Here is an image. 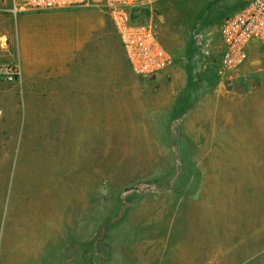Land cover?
I'll use <instances>...</instances> for the list:
<instances>
[{
  "label": "rangeland",
  "instance_id": "374dc122",
  "mask_svg": "<svg viewBox=\"0 0 264 264\" xmlns=\"http://www.w3.org/2000/svg\"><path fill=\"white\" fill-rule=\"evenodd\" d=\"M248 1L151 0L133 11L134 19L153 25L163 47L172 55L173 69H178L183 81H187L185 91L194 99L190 103L194 102L197 113L190 126L204 123L208 136L198 145L184 139V145L172 147V154L164 156L169 160L162 158L165 162L161 176L155 177L144 172L146 163L129 161L149 152L156 154L157 140L167 138L166 133L162 134L165 129L159 128L166 116L161 117L158 107H148L141 92L140 98L133 100L127 95L110 99L107 120L104 119L107 126L97 131L98 137L103 134L98 143L101 140L103 143L93 160L94 169L101 162L109 174L138 167L145 175L94 177L92 210H84L76 199L77 207L66 212L62 224L58 223V213L51 211L48 197L59 187L55 176L69 168L57 162V148L35 145L34 129L42 115L28 114L17 85L19 79L8 83L14 105L7 149L13 147V153L2 174L6 205H2L0 219L2 224L6 219L13 223V239L11 249L6 250L9 256L5 255L1 233L0 264H6L7 256L8 259L12 256L13 264H181L182 259L173 254L174 249L194 250L198 242L182 236L187 233V222L179 217L190 219V232L198 227L215 237H231L230 241L224 239V244L228 241L230 249L244 250V256L236 264H264V45L251 44L247 63L225 72L220 68L222 45L218 36L222 21ZM11 8L12 0H0V17H6V35L0 33V66L15 67L19 72L13 39L20 45L26 30L22 22L37 13L14 16ZM42 13L67 14V22L60 23L56 33L62 42L76 44L108 35L109 69L110 73L114 71L112 59L119 57L120 44L102 9ZM86 26L92 28L93 36ZM133 78L141 85L149 80L139 79L135 74ZM164 79L163 83L171 82L167 77ZM0 82L7 83L2 78ZM175 99L179 102L180 97ZM121 105L136 113L121 114ZM145 106L147 111L140 110ZM4 150L0 147V153ZM125 153H129L126 161H120V155ZM170 190L175 191V199L179 201L178 213L171 209L170 199L155 198ZM10 198L12 202L18 198L24 209L19 212L9 209ZM136 200L144 202L143 206H135ZM154 230L160 233L149 239ZM238 237H246V243L241 245ZM77 248H82L79 259L74 254ZM149 251L155 254L150 256Z\"/></svg>",
  "mask_w": 264,
  "mask_h": 264
},
{
  "label": "crops",
  "instance_id": "0c3cea01",
  "mask_svg": "<svg viewBox=\"0 0 264 264\" xmlns=\"http://www.w3.org/2000/svg\"><path fill=\"white\" fill-rule=\"evenodd\" d=\"M30 16L22 22L24 26L26 25V30L21 37L20 45L17 46L13 39L19 69L17 85L20 86L28 114L42 115L41 121H38L34 129L36 131L35 145H52L57 148V162L61 166L69 168L67 171L60 172V176H55L56 181L59 182V187L55 188L53 196L48 197L51 211L53 214L58 213L59 224H62V219L64 220L68 210H75L77 207L76 199L80 200L84 210H92L94 177L116 176L124 178L126 176L145 175L138 167L127 172L116 174L111 172L109 174L108 170L103 169L101 162H98L94 169L93 160L97 158V153H100L99 145L102 147L103 143L102 140L98 143V139L103 137V134L98 137L97 131L103 130V126H107L104 124V119L107 120L110 99H115L117 95H127L133 100L137 97L140 98V94L143 93L142 98L146 97L147 101L143 98L144 103L150 108L158 107L161 111V117L166 116L165 120H161L159 128L165 129L162 134L166 133L167 138L162 137L160 140L162 143L157 140L159 146L156 149V154L155 151H153V155L149 152L147 156L132 157L129 161L146 163L147 168L144 172L153 173V176H161L162 163L165 162L162 158L172 154V147L184 145V139L194 141L195 143L192 144L198 145L200 140L208 136L205 132L204 123L197 122L196 125L190 126V120L197 111L194 109V102L190 103V99H193L192 96L185 91L187 81H183L178 69L177 71L173 69L174 61L171 67L144 81L141 85L136 78H133L120 41L119 57L115 60L112 59L115 69L110 73V43L106 37L108 35H105L104 39L102 36L100 38L92 37L91 40L86 39L82 42H76V44L62 42L56 33L60 23L67 22V14L37 13ZM86 27L93 36L92 28ZM5 31L6 17L2 16L0 17V33L6 35ZM165 77L171 82L163 83ZM8 86V83L0 82V147L5 148L4 152L0 153V214L2 205H6V197L3 196L2 190V174L8 168L7 160L9 157L12 158L13 153V147H10V150L7 149V135L12 128L9 118L11 120L14 105L13 93ZM177 96L180 97L179 102L175 99ZM137 100L139 101V99ZM127 108L125 109V106L121 105V114L124 111L127 115L132 114V112L136 113L132 108ZM140 110L147 111V107L145 106ZM168 117L169 119H167ZM189 130H193L194 133H190ZM125 132L123 131V133ZM155 132H158L156 127ZM104 145L107 146L105 141ZM24 149L21 147V150ZM128 155L129 153L120 155V161H126ZM101 159L104 160L103 157ZM164 159L169 160V158ZM157 167L159 169L155 170ZM175 194V191L170 190L166 193H159L155 198L170 199L173 202L171 209L178 213L180 210L177 205L179 201L177 198L175 199ZM7 200L9 209L12 211L19 212L24 209L18 198L15 202H12L11 198ZM143 203L140 200L134 202L135 206H143ZM174 219L175 217L169 222ZM177 219L187 222V233L182 236L188 237V239H196L198 242L194 250L179 251L174 249L176 252L173 254L182 259L181 264H236L244 256L243 249H230L228 241L226 245L224 244V239L225 242L226 240L230 241L231 237L229 239L215 237L212 232H201L198 227L196 231L190 232V219L189 221L185 220L186 218L179 217ZM12 224L9 219H6L5 223L2 224L0 219V235L2 233L1 240L4 243L1 248L5 255H8L6 250H10L12 247ZM158 224L160 223L157 220L156 225ZM14 225L16 226V224ZM157 232L160 233L158 230ZM157 232L154 230L152 234H149V239L157 237ZM238 239L242 245L246 243L247 238L238 237ZM148 253L150 256L155 254L153 251ZM74 254L79 259V256H82V248H77ZM8 256L5 263L13 264L10 262L12 256L9 259Z\"/></svg>",
  "mask_w": 264,
  "mask_h": 264
},
{
  "label": "built area",
  "instance_id": "2783aa9c",
  "mask_svg": "<svg viewBox=\"0 0 264 264\" xmlns=\"http://www.w3.org/2000/svg\"><path fill=\"white\" fill-rule=\"evenodd\" d=\"M151 0H12L10 13L51 12L72 9H102L110 19L122 45L127 63L137 78L147 80L173 64L151 23L133 18V11ZM222 45L220 68L229 72L240 69L248 61V49L253 43L264 45V0H249L234 14L225 18L218 31ZM0 78L16 83L15 67L0 66Z\"/></svg>",
  "mask_w": 264,
  "mask_h": 264
}]
</instances>
